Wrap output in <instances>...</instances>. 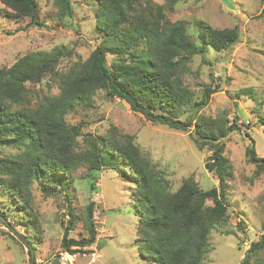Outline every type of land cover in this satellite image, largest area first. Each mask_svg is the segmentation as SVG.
<instances>
[{"label":"trees","instance_id":"obj_1","mask_svg":"<svg viewBox=\"0 0 264 264\" xmlns=\"http://www.w3.org/2000/svg\"><path fill=\"white\" fill-rule=\"evenodd\" d=\"M53 2L60 18L73 16L72 0ZM95 2L99 41L85 60L59 69V57L68 51L60 46L24 54L12 65L0 67V151L16 150L7 155L0 152V202L9 199L13 210H27L34 179L40 180L46 195L63 194L68 219L66 224L64 218L61 221V246L65 252H74L95 244L97 229L94 202H90L84 212L87 233L81 238L68 236L77 219L68 189L74 180L72 172L80 167L92 171L103 166L128 170L142 257L153 264H203L211 230L228 221L232 164L223 139L238 130V125L235 119L228 125L225 119L202 115L218 86L203 87L197 97L183 76L190 70L194 55L207 62L209 51L234 46L240 31L237 26L219 29L197 21L196 33H192L185 22L166 17L165 3L152 0ZM174 2L166 0L169 9ZM0 4V10L12 19L36 18V0H0ZM44 79L49 88L53 84L58 87L56 94H40L32 87ZM99 89L125 101L152 123L189 132L197 148L210 151L204 168L213 173L218 184L203 190L189 176L172 190L164 174L126 134L84 135L86 149L81 151L77 141L82 134L80 125L69 124L66 116L78 107L91 106ZM257 121L264 125V110ZM244 153L253 167L252 179L264 174V157L256 153L252 143ZM58 175L64 176V182L53 181ZM207 200L212 204L207 205ZM241 222L235 225L238 230H242ZM32 236H24L32 245L30 254ZM239 264H264V233L250 242Z\"/></svg>","mask_w":264,"mask_h":264},{"label":"rangeland","instance_id":"obj_2","mask_svg":"<svg viewBox=\"0 0 264 264\" xmlns=\"http://www.w3.org/2000/svg\"><path fill=\"white\" fill-rule=\"evenodd\" d=\"M72 1V17L60 18L53 0H36L34 20L12 19L0 10V67L12 65L24 54L60 46L68 51L59 57V69L85 60L99 41L94 22L96 2ZM152 1L165 3L166 17L185 22L192 33H196L197 21L219 29L237 26L240 31V40L234 46L220 52L209 51L207 62H203L201 55H194L190 70L183 76L184 83L197 97L203 87L218 86L202 115L225 119L228 125L235 119L238 125V130L223 139L225 154L232 164L227 191L228 221L211 230L203 264H239L250 242L264 233V174L252 179L253 167L244 153L252 143L256 153L264 157V125L257 121L264 110V0H175L171 9L166 0ZM32 87L40 94L58 92L56 85L48 87L46 79ZM66 121L80 125L82 134L77 141L81 151L86 149L83 136L87 134L132 136L133 142L171 183L172 190L189 176L203 190L218 184L213 173L204 168L210 151L197 148L189 132L152 123L102 89L93 95L91 106L78 107L66 116ZM15 151L2 148L0 152L7 155ZM103 167L92 171L78 168L72 172L74 180L68 187L77 215L68 236L81 238L87 233L84 212L94 202L95 244L74 252L63 250L61 221L64 218L66 224L68 219L66 200L57 192L46 195L40 180L34 179L29 187L27 210H13L9 199L0 202V264H32L29 247L15 232L23 237L37 234L32 236L34 264H49L53 259L60 264H153L141 255L136 231L138 216L132 204V186L126 177L129 171ZM53 181L64 182V176H54ZM206 204H212L211 200ZM240 219L242 230L235 227Z\"/></svg>","mask_w":264,"mask_h":264},{"label":"water","instance_id":"obj_3","mask_svg":"<svg viewBox=\"0 0 264 264\" xmlns=\"http://www.w3.org/2000/svg\"><path fill=\"white\" fill-rule=\"evenodd\" d=\"M16 236L22 240L28 247H31V243L29 241H27L22 235H20L19 233L15 232ZM31 254H32V264H34V251L31 250ZM49 264H60V262L58 261V259H53Z\"/></svg>","mask_w":264,"mask_h":264},{"label":"crops","instance_id":"obj_4","mask_svg":"<svg viewBox=\"0 0 264 264\" xmlns=\"http://www.w3.org/2000/svg\"><path fill=\"white\" fill-rule=\"evenodd\" d=\"M259 156H261V155H259Z\"/></svg>","mask_w":264,"mask_h":264}]
</instances>
